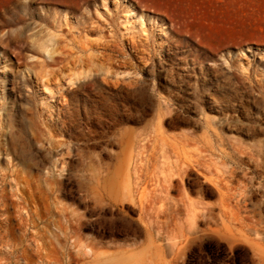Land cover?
Wrapping results in <instances>:
<instances>
[{
  "label": "rangeland",
  "instance_id": "obj_1",
  "mask_svg": "<svg viewBox=\"0 0 264 264\" xmlns=\"http://www.w3.org/2000/svg\"><path fill=\"white\" fill-rule=\"evenodd\" d=\"M15 9L23 20L0 14V264H166L164 237L150 238L135 203L86 197L85 150L95 164L113 160L114 128L138 130L159 110L168 134H200L210 83L227 121L251 129L214 121L210 181L190 175L185 185L217 212L221 179L228 207L246 218L228 229L211 222L171 264H264V0H32ZM87 110L103 114L89 131Z\"/></svg>",
  "mask_w": 264,
  "mask_h": 264
},
{
  "label": "bare ground",
  "instance_id": "obj_2",
  "mask_svg": "<svg viewBox=\"0 0 264 264\" xmlns=\"http://www.w3.org/2000/svg\"><path fill=\"white\" fill-rule=\"evenodd\" d=\"M31 1L0 0L2 19L14 22L23 20L25 13L22 11L20 14L15 6H26ZM203 87H205L202 96L204 106L201 107L199 114L203 131L200 134L188 130L180 131L177 134H168L163 128L159 110L156 113V121L146 122L138 130L125 125L114 128L113 138L118 150L114 154L113 160L103 164H95L91 151L85 150L88 170L84 176L86 197L98 203L104 198L120 203L128 199L135 203L138 209V219L150 238L154 239V235L164 237L169 255V259L165 261L166 264H171L180 252L199 239L202 234L207 233L210 230L211 222L214 221L215 224L218 223L222 228L228 229L230 221L241 223L246 218V215H239L228 207L226 193L223 190L225 185L221 179L217 180L216 183L219 194L217 212H214L213 205L203 201L201 197L192 198L193 196L191 197L189 194V188L185 185L186 180L192 179L190 175H194V179L202 177L204 180L210 181L211 135L209 130L214 121L219 124L227 122L232 129L247 134L251 129L242 123L227 121L220 110L218 98L210 92L212 84ZM61 97L59 94L56 99L52 98V101L59 103ZM100 102L104 105V102ZM94 112L87 110L85 113L88 131L92 123L97 124L103 120L102 113ZM115 123L120 124L121 121L115 118ZM212 132L217 141L222 142L223 139L216 133V130ZM234 138L235 149H240V140ZM197 142L199 144L201 142L202 145H196ZM56 143L58 142L56 141ZM197 192H200V189ZM244 196L235 197L238 209H241L242 203L245 202ZM255 234L257 236V233ZM0 245L3 247L8 245L4 242L1 233ZM146 251L148 250L146 249ZM148 264L157 263L151 257Z\"/></svg>",
  "mask_w": 264,
  "mask_h": 264
}]
</instances>
